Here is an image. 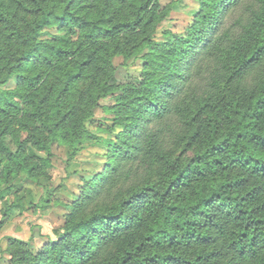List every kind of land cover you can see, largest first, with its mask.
Instances as JSON below:
<instances>
[{"label":"trees","instance_id":"16d2710c","mask_svg":"<svg viewBox=\"0 0 264 264\" xmlns=\"http://www.w3.org/2000/svg\"><path fill=\"white\" fill-rule=\"evenodd\" d=\"M196 1L157 40L173 0H0V230L114 99L101 170L53 238L6 237L10 263L264 264V0Z\"/></svg>","mask_w":264,"mask_h":264},{"label":"rangeland","instance_id":"374dc122","mask_svg":"<svg viewBox=\"0 0 264 264\" xmlns=\"http://www.w3.org/2000/svg\"><path fill=\"white\" fill-rule=\"evenodd\" d=\"M171 1L161 0L163 4ZM173 1L174 5L169 17L158 27L157 40L163 39L162 31L165 29L175 33L183 32L192 12L198 7L196 0ZM112 62L115 67L114 80L116 82L135 81L140 77L141 58L136 57L128 64H123V58L115 56ZM7 86L11 87L12 82H9ZM113 102L112 96L102 98L100 105L94 109L97 122L87 123L88 129L97 135V138H88L77 143L78 148L70 158L68 157L70 149L67 145L52 144L53 156L51 157L49 180L40 185L25 182L20 194L23 197L25 209L13 210L9 221L0 230V264H12L5 251L7 236L29 240L33 249L38 248L46 239L53 238L52 229L62 225L69 201L76 197L86 179L101 170L105 162L104 151L111 135L100 128L103 125L99 122H110L111 114L102 106ZM21 136L23 137L24 134L22 133ZM6 141L11 149L15 148L11 137L7 136ZM46 197H49V201L44 202Z\"/></svg>","mask_w":264,"mask_h":264}]
</instances>
